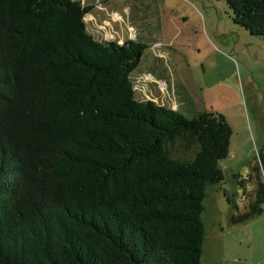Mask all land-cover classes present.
I'll return each mask as SVG.
<instances>
[{
    "label": "trees",
    "instance_id": "trees-1",
    "mask_svg": "<svg viewBox=\"0 0 264 264\" xmlns=\"http://www.w3.org/2000/svg\"><path fill=\"white\" fill-rule=\"evenodd\" d=\"M224 1L264 41V0ZM91 9L0 0V264H201L231 128L138 100L146 45L95 38Z\"/></svg>",
    "mask_w": 264,
    "mask_h": 264
},
{
    "label": "rangeland",
    "instance_id": "rangeland-1",
    "mask_svg": "<svg viewBox=\"0 0 264 264\" xmlns=\"http://www.w3.org/2000/svg\"><path fill=\"white\" fill-rule=\"evenodd\" d=\"M81 1L95 6L84 17L95 38L146 45L131 76L138 100L188 118L221 114L231 128L223 179L203 201L201 264H264L263 39L236 24L224 0Z\"/></svg>",
    "mask_w": 264,
    "mask_h": 264
},
{
    "label": "crops",
    "instance_id": "crops-1",
    "mask_svg": "<svg viewBox=\"0 0 264 264\" xmlns=\"http://www.w3.org/2000/svg\"><path fill=\"white\" fill-rule=\"evenodd\" d=\"M110 2H111V1H110ZM86 5H92V9H91L90 11H92V10L95 8V6H94L93 4H91V3H90V4H86ZM105 5H106V4H105ZM107 5H108V4H107ZM122 6H124V5H122ZM120 7H121V6H120ZM103 8H106V7L104 6ZM110 8H112V9L114 8V9H115V8H117V6H111ZM121 8H123V7H121ZM124 8H125V6H124ZM124 8H123V9H124ZM130 8H131V7H130ZM130 8H129V6H128V7L126 6L125 9H127V12H126V15H127V16H126V17H127L128 19L131 20V15H132V14L130 13ZM115 10H116V9H115ZM93 11H94V10H93ZM111 12H113V11H111ZM94 13L97 15L98 18L101 17V14H100L99 12H96V11H95ZM95 14H94V15H95Z\"/></svg>",
    "mask_w": 264,
    "mask_h": 264
}]
</instances>
